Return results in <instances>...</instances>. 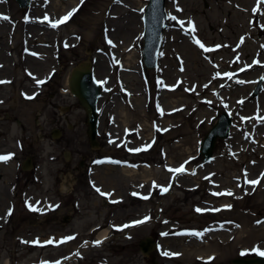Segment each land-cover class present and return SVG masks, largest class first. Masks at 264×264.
Segmentation results:
<instances>
[{
    "label": "rangeland",
    "instance_id": "1",
    "mask_svg": "<svg viewBox=\"0 0 264 264\" xmlns=\"http://www.w3.org/2000/svg\"><path fill=\"white\" fill-rule=\"evenodd\" d=\"M109 1L84 0L74 20L80 24L90 12L105 8L109 16L118 15L113 18L118 26L126 23L125 29L118 32L117 26L110 42L98 30L89 44L80 39L66 49L61 28L36 34L32 25L24 27L27 17L33 19L34 7L43 6L38 14L50 12V3L31 0L21 9L15 0H0V13L11 21L0 22V75L14 81L0 84V150L18 151L14 140L32 130L33 145L43 155L32 169L43 177L39 186L32 170L21 169L22 157L0 165V264H231L232 258L264 252V83L259 95L251 97L256 80L264 78V3L167 0L159 65L148 69L141 56L148 0H122L120 9L108 8ZM27 32L31 40L26 46L36 50L33 59L38 61L32 65L24 60ZM201 44L219 47L205 51ZM126 45L132 47L127 53ZM113 53L118 57L109 59ZM127 54L133 55L130 68ZM87 61L102 88L96 148L88 141L85 110L67 84L73 67ZM31 67L37 74L32 80L23 70ZM35 81L39 93L29 101L23 92ZM223 110L232 115L229 137L217 139L213 159L203 163L199 145ZM56 118L60 125H79L74 149H67L71 160L66 149L55 150L54 137L40 134L42 125L52 129ZM107 158L117 163L110 166ZM77 166L80 173L92 170L89 180L74 183L66 174L55 180L58 169L76 171ZM180 167L183 172L171 171ZM65 180L72 187L62 193ZM247 180L258 183L246 185ZM35 187V196L48 189L52 204L63 203L52 223L43 205L27 209L28 192ZM77 201L80 211L72 213L70 203ZM145 217L144 223H135ZM125 221H130L127 227ZM92 227L98 228L89 232ZM102 230L107 231L104 239L99 238ZM68 231L75 232L73 239L58 240V234ZM147 237L158 248L143 254L139 242Z\"/></svg>",
    "mask_w": 264,
    "mask_h": 264
},
{
    "label": "water",
    "instance_id": "2",
    "mask_svg": "<svg viewBox=\"0 0 264 264\" xmlns=\"http://www.w3.org/2000/svg\"><path fill=\"white\" fill-rule=\"evenodd\" d=\"M19 6L25 7L30 0H17ZM166 0H149L144 9L143 15V48L141 51L143 64L147 68L154 69L157 66L159 50L164 38V30L167 26V15L165 10ZM68 86L71 93L79 100L83 110L86 112V121L88 124L89 142L96 147V134L98 133L97 103L101 93L98 83L93 77L91 68L83 65L74 67L68 77ZM252 93V97L259 93L261 80ZM218 120L203 136L200 144V154L202 162L212 159L214 145L218 138L224 139L229 134L231 127V116L223 111L219 114ZM139 247L143 254H149L156 247L155 239L144 238L139 242ZM231 264H264V256L259 254L251 256H240L230 259Z\"/></svg>",
    "mask_w": 264,
    "mask_h": 264
},
{
    "label": "flooded vegetation",
    "instance_id": "3",
    "mask_svg": "<svg viewBox=\"0 0 264 264\" xmlns=\"http://www.w3.org/2000/svg\"><path fill=\"white\" fill-rule=\"evenodd\" d=\"M2 21L5 22V21H9V20L3 19V17H2V18H0V22H2ZM9 23H11V21H9ZM28 47H30L32 49V56H34V58H35L36 57V50H34V48L31 46H28ZM13 51L14 50H12V52ZM21 52L22 51H20V53ZM24 56L27 57V53L26 54L24 53ZM24 60L26 61V63L28 62V60L26 58ZM3 66H4L3 62L0 61V69H3ZM23 70H24L25 76L28 79L32 80V77L37 76V74L35 73V70L32 69V67L28 68V69H23ZM8 81H9V83L14 82L13 78L11 76L6 77L3 75H0V82H2L0 84H3L5 82L8 83ZM39 86L40 85L36 84V81H35V82H33V84L31 83L29 86L25 87V88H28L29 90L23 92V94L25 95V93L28 92V95H29L28 100L29 101H34L37 98V94L39 93V91H38ZM2 95H4V93L2 91H0V100L3 98ZM56 120L58 123L54 127H52V129L50 128L48 130L47 126L42 125V127L40 128V130H41L40 134L41 135L43 134L44 137H46V135H47V137H52V138L54 137L56 139L54 141V143L57 145V147L55 146V150L58 153H60L61 149L62 150L66 149L64 154H66V157H68L67 158L68 160H71L72 155L70 157V150L67 151V149L68 148L74 149V144H76L75 142L78 140V138L80 136L78 129H77L79 125L76 123L71 124V123L65 122V121L62 122L61 120L60 121L62 123L60 125L59 119L56 118ZM24 130H25V127H24ZM33 135L35 136L34 131L32 132V130L24 131L21 137H18L17 139L14 140L15 146H17L18 151L15 149H12V148L6 149V150H0V156L10 155V158L7 160H11L12 158L17 159L19 157H22L21 161L19 162L21 169L23 168V166L31 167V169L29 171L36 168L37 166L35 164L38 161L37 159L41 158L43 155L40 156V154L38 152V148L35 145H33V142H34L33 141L34 140ZM18 152H19V154H18ZM57 152H55L54 154H57ZM56 157L57 156H55L54 158H56ZM6 161L0 160V165ZM70 163H71V161L69 162V164ZM83 163H84V161H82L80 164H83ZM78 169H80V166L76 167V171H75V169H72L69 167L60 168L56 171V174H54V178L56 177L55 180L57 181L60 178V176L66 174V175H69V178L73 177L74 183H75L77 180H80V179H86L87 180L89 175L92 174V170H90V169L89 170L85 169L83 171L84 173H82V172L80 173V171ZM32 171H33L32 177H34V180H35V182L33 181L34 185L35 186L41 185L43 182V177L42 176L39 177L41 174L39 172H37L36 170H32ZM73 171H74L76 176L71 174V173H73ZM88 180H89V178H88ZM56 181H54V183H56ZM86 184L90 185V183L88 181ZM20 186L21 185L19 183L14 185V188L17 189V192L21 188ZM36 189L37 188L35 187L34 189H32L30 191V193L28 192V197H27L28 199L26 200L27 201L26 204L28 205L27 209H29V208L35 209L38 207V205H43L44 208H46V217H47L48 221L52 223L54 221L52 216H54V214H56V212L61 209V206L63 203L52 204V197H51L48 189L45 192H38V196H35L34 193H35ZM22 194L24 195L25 191H23ZM40 195H42V196H40ZM32 198H34L33 202L31 201ZM71 199H73V198H71ZM41 201L43 202V204H41ZM70 206L72 207V213H78V211H80V207H78V201L77 202H71ZM63 218L65 221L69 220L68 215L63 217ZM97 228L98 227H92V229L89 232L95 231ZM74 233L75 232H69L68 231V233L58 234L57 237H60L61 242H66V241L68 242L69 240H66L65 238L71 237V236L73 237V235L75 236ZM69 235H71V236H69ZM79 235H80V233L77 234V236H79ZM49 237L51 239H53L55 237V233L53 230L49 234ZM56 263H58V261Z\"/></svg>",
    "mask_w": 264,
    "mask_h": 264
},
{
    "label": "bare ground",
    "instance_id": "4",
    "mask_svg": "<svg viewBox=\"0 0 264 264\" xmlns=\"http://www.w3.org/2000/svg\"><path fill=\"white\" fill-rule=\"evenodd\" d=\"M105 1H108V0H105ZM123 1H125V0H123ZM123 1L122 0H111L108 2V8L111 9L113 7L114 8L118 7V9H120L119 6H122ZM248 1L249 0H246V2H248ZM83 2H84V0H82V1L81 0H45L44 5L49 6L48 3H50V5H51L50 10H49L50 12H43V13L38 14L37 12L41 9V7H43L42 5H40L38 3L39 6L34 7L35 10L33 13V15H34L33 19H30V17H27L24 27H27V29L29 30V28H31V25H32L34 27V31L36 34L44 33L46 31H48L49 29L58 30V28H61L63 30L64 36H65L64 37V48H66V49L76 47L78 45V41H80V39H83L86 44H89L91 37L98 30H100V33L102 32L104 35L107 36L106 39L108 40V42H110V40L113 41L114 37H112V36L114 35V31L117 29V26H118V23L115 22L116 20H114L113 18H116L118 15H113L111 17V16H109V11H105V8H104L103 10H100V11L97 10V11L90 12L89 13L90 15H88L86 18H84L82 20V22L79 24L74 19L77 17L76 15H78L79 11L83 7V5H84ZM73 9H76V11L66 22L58 23L56 27L52 26L54 23L60 21L64 16H66ZM104 14H106L105 19H103ZM101 16H102V19L100 21ZM45 17H47V19H45ZM121 17H122V14L119 15V18H121ZM107 19H108V21H107ZM43 23H45L46 25H43ZM126 26H127L126 23H123V26L119 25L117 31L122 32V29H125ZM193 28H195V25L193 26ZM101 29H102V31H101ZM26 37H27L26 39H23V42L25 45L24 48L29 49V52L27 53L26 59L28 60L29 64L32 65L33 63H37L38 61L33 59L34 56H32V49L30 47L26 46V44L28 45L29 41L31 40L28 32L26 34ZM45 44L47 45L46 42H45ZM204 45H205V47H203V49L207 48V49H211V51L217 48V45L214 47H212L210 45L207 46L206 44H204ZM131 48L132 47H127V45H126L123 49V52L127 53L128 51H130ZM115 53H113L111 56H108L109 59H110V57H112V58L118 57V55ZM127 55L128 56H127V61H126L125 65L127 66V68H130L133 66L131 64L133 62V55H131V54H127ZM103 63L104 62L100 61L99 65L103 66ZM82 65L86 68L87 67L91 68L90 63L88 61L83 62V63L79 64L78 66H82ZM78 66H76V67H78ZM45 77H46L45 79H47V76H45ZM173 79H174L175 84H177L179 78L174 77ZM39 81L43 82V80H39ZM175 84L172 85L168 89L167 92H169V94L174 91ZM162 89H164V88L162 87ZM251 141H253L255 144L261 143L260 139H256V140L251 139ZM124 170H126V169H124ZM261 170H264V164L262 165ZM176 174H178V173H176ZM109 175H110V173H108L107 177ZM258 175H259V173H258ZM111 179L112 178L109 176V178L107 180H110L109 184L113 185L114 179H112V180ZM247 181H250V180H247ZM216 183H217V181L213 182L214 185ZM246 185H252V184L247 183ZM61 186H62L61 187L62 193H66L72 187L71 184H69V182L67 180L62 182ZM106 234H107V231L102 230L99 238L104 239Z\"/></svg>",
    "mask_w": 264,
    "mask_h": 264
},
{
    "label": "snow or ice",
    "instance_id": "5",
    "mask_svg": "<svg viewBox=\"0 0 264 264\" xmlns=\"http://www.w3.org/2000/svg\"><path fill=\"white\" fill-rule=\"evenodd\" d=\"M76 11V9H73L72 11H70L66 16H64L60 21H58V22H56V23H54L52 26L53 27H56L57 26V24L58 23H64V22H66L73 14H74V12ZM254 11H256V9H254ZM3 19H8V17H3ZM45 19H47V17H45ZM171 19H173V20H175L176 19V17H171ZM182 26H183V22L182 21H178ZM190 23V22H189ZM201 47L203 48L204 46L201 44ZM217 47H219V45L217 46ZM205 51H210V49H207V48H205L204 49ZM0 83H2V82H0ZM38 83H42V81H38ZM142 149H134V151H141ZM10 158V155H6V156H0V160H7V159H9ZM171 171H174V172H177V173H179V172H183L184 171V169H183V167H180V168H176V169H172ZM246 183H249V184H252V185H256L257 183H258V181L257 180H250V181H246ZM97 190V192H99L100 193V195H106L105 193H103V192H101L100 191V189H96ZM163 191H165V192H167L168 191V189L167 188H164L163 189ZM228 195H231V193H227ZM133 195H136V193H133ZM216 195H220V193H216ZM145 199L147 198V197H144ZM230 207V206H229ZM32 210H34L35 211V209H32ZM197 211H200V209H197ZM148 219V217H145L144 218V220H138V221H136L135 223L136 224H141V223H144L146 220ZM128 225H125L124 227H127ZM194 235H200V233H193ZM162 235H167V233H162ZM66 240H71V239H73V237H67V238H65ZM53 241L52 240H49V241H47V243H49V244H51ZM96 243L97 244H99L100 243V241H96ZM164 255H169V253H167V252H165V253H163ZM244 253H242V255H243ZM257 254H259V255H261V256H264V252H261V251H258L257 250Z\"/></svg>",
    "mask_w": 264,
    "mask_h": 264
}]
</instances>
